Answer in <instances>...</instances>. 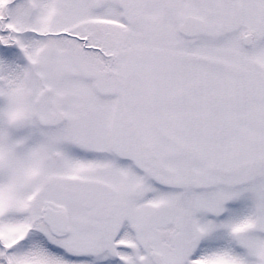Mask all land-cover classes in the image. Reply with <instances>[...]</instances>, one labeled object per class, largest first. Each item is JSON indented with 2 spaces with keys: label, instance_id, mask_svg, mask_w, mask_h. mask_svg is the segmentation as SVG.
<instances>
[{
  "label": "snow or ice",
  "instance_id": "obj_1",
  "mask_svg": "<svg viewBox=\"0 0 264 264\" xmlns=\"http://www.w3.org/2000/svg\"><path fill=\"white\" fill-rule=\"evenodd\" d=\"M0 264H264V0H0Z\"/></svg>",
  "mask_w": 264,
  "mask_h": 264
}]
</instances>
